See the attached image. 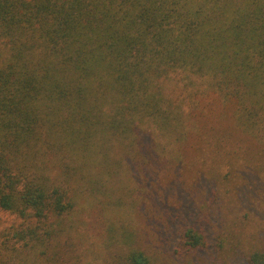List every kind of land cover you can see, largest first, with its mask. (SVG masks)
Here are the masks:
<instances>
[{"label": "trees", "instance_id": "16d2710c", "mask_svg": "<svg viewBox=\"0 0 264 264\" xmlns=\"http://www.w3.org/2000/svg\"><path fill=\"white\" fill-rule=\"evenodd\" d=\"M209 93L264 140V0H0V208L71 212L87 172H115L117 146L119 171L181 168Z\"/></svg>", "mask_w": 264, "mask_h": 264}, {"label": "rangeland", "instance_id": "374dc122", "mask_svg": "<svg viewBox=\"0 0 264 264\" xmlns=\"http://www.w3.org/2000/svg\"><path fill=\"white\" fill-rule=\"evenodd\" d=\"M197 99L203 130L188 139L181 168L148 159L141 172L133 162L119 171L117 146L115 172H87L97 184L85 179L71 212L41 220L0 208V264H129L132 251L149 264H246L264 250V140L243 132L218 95ZM192 226L203 246L183 237Z\"/></svg>", "mask_w": 264, "mask_h": 264}]
</instances>
